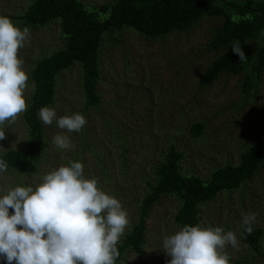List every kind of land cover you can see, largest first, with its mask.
Here are the masks:
<instances>
[{"label": "trees", "instance_id": "1", "mask_svg": "<svg viewBox=\"0 0 264 264\" xmlns=\"http://www.w3.org/2000/svg\"><path fill=\"white\" fill-rule=\"evenodd\" d=\"M5 17L10 18L21 29L25 26L34 29L57 22L62 37L61 47L33 60L27 73V110L20 115L26 141L21 148H8L0 153V159L7 163V171L10 172V189L16 186H36L31 182L26 185V178L38 172V163L51 145L50 139H46L43 123L38 115L39 110L53 106L62 74L77 65L81 107L75 113L83 114L87 121L89 114L97 111L112 138L107 149L103 147L102 142L91 143L84 138L87 129L84 126L79 133L72 134L73 138L79 136L80 139L79 145L73 144L75 153L69 161L83 163L82 155L89 150L95 165L93 172L90 171L91 176L85 171L86 165H83L85 177L97 179L98 187L118 199L123 209L136 206L133 215L129 217L124 234L117 243L119 257L115 264H169L171 257L166 253L161 258L148 259L143 263L128 261L129 255L138 258L144 252L146 220L151 208L164 197L173 198L177 208L172 223L178 229L185 225L201 226L199 205L212 202L220 194L243 187L253 179L264 163V128L262 133L239 153L234 164L226 162L211 168L209 176L205 179L183 171L181 162L184 152L177 148V143H169L159 159L153 158L148 168L140 169L138 174H135L140 187L138 183L130 182L127 166L130 165L129 155L134 154V163L142 165L139 150L145 147L138 143L130 145L123 135L116 132L115 126H110V123H114L105 119L108 116L99 106L101 97L97 89L101 79L100 54L107 50L109 45L121 44L128 33L149 41L161 40L173 32H186L205 18L217 20L218 24L204 44L205 50L213 54V57L202 70L199 77L200 87L212 86L222 74L240 75V90L244 94L253 92L264 72V0H112L90 7H85L80 0H28L20 13ZM257 39L260 40L259 43L255 42ZM237 41L245 54L243 60H240L231 48ZM8 127L6 123L0 125V131L6 133ZM202 131L203 125L194 122L188 125L187 135L190 138H198ZM152 137L153 135L149 136L147 140ZM181 138L184 141V138ZM114 144H118L116 153L119 174L113 171L106 173L104 163L111 162ZM67 165L68 163L65 164ZM7 171L0 172V177ZM107 186L112 189L106 190ZM1 189L0 185V195L9 190ZM9 214H13L12 209H9ZM244 228L242 224L239 236L248 256L256 254L263 258L261 242L264 230L254 222L251 234L245 232ZM244 263L243 258L230 257L229 264ZM0 264L7 262L0 259Z\"/></svg>", "mask_w": 264, "mask_h": 264}, {"label": "rangeland", "instance_id": "2", "mask_svg": "<svg viewBox=\"0 0 264 264\" xmlns=\"http://www.w3.org/2000/svg\"><path fill=\"white\" fill-rule=\"evenodd\" d=\"M80 1L85 7H90L112 0ZM27 2L28 0H0V16H15L25 8ZM217 24V20L204 18L186 32H173L161 40L149 41L128 33L121 44L109 45L100 54L101 79L97 89L101 97L99 106L108 116L105 119L114 123L109 122L130 145L138 143L145 147L139 150V155H142L141 166L134 163L135 154L129 155L127 173L130 182L138 183L141 187L135 174L140 169L148 168L153 158L159 159L169 143H177V148L184 152L182 170L205 179L211 168L226 162L234 164L239 153L262 133L264 72L251 93L244 94L240 90V75L222 74L212 86L200 87L202 70L213 57V54L205 50L204 44ZM255 42L259 43L260 40ZM61 45L62 37L57 22L30 29V37L18 52V58L24 62L23 70L28 73L33 60L51 53ZM28 91L29 84L24 93L25 99ZM80 107L79 67L74 65L62 74L51 108L55 109L59 118L74 114ZM20 115L21 113L14 123L5 122L9 125V130L0 139V153L5 149L21 148L24 145L26 132ZM103 122L97 111L91 112L85 125L87 129L84 138L91 143L102 142L107 149L112 134L108 133ZM194 122L203 125L198 138L187 135L188 125ZM42 127L51 145L38 163V172L24 181L26 185L30 182L34 185L41 183L44 173L58 169L61 165L65 166L75 153V147L63 150L55 146L52 141L56 134H67L72 145H79L80 137L72 136L77 132L67 133L66 130L59 129L56 120L51 125L43 124ZM151 135L152 139L147 140ZM117 150L118 144H114L111 162H104L106 173L113 171L119 174ZM89 154L88 150L82 155V164L86 165L85 171L91 176L90 171L93 172L95 162ZM9 174L7 171L0 177V185L4 190H10ZM111 189V186L106 187L108 191ZM134 208L136 206L133 205L124 209L128 220L133 215ZM176 208V201L170 197L162 198L151 208L146 220L144 252L138 258L129 255L130 263H143L165 254L162 248L164 238L179 230L172 223ZM198 209L201 227H222L225 232L231 230L236 234L239 247L234 249L226 245L223 250L229 257L243 258L244 264H264V257L260 258L256 254L248 256L239 236L243 215L247 213H255L254 223L264 230V163L253 179L243 187L220 194L212 202L199 205ZM261 243L264 250V237ZM0 259L7 262L3 257Z\"/></svg>", "mask_w": 264, "mask_h": 264}, {"label": "clouds", "instance_id": "3", "mask_svg": "<svg viewBox=\"0 0 264 264\" xmlns=\"http://www.w3.org/2000/svg\"><path fill=\"white\" fill-rule=\"evenodd\" d=\"M29 37V27L21 29L0 16V125L14 123L27 110L24 93L29 76L18 52ZM231 48L240 60L245 59L238 41ZM38 115L45 125L56 120L67 133H78L87 123L81 113L57 118L50 107L40 108ZM52 142L63 150L73 147L64 133L56 134ZM7 168L0 159V172ZM255 219V213L243 215L248 234ZM128 224L120 201L102 191L97 179L86 178L81 162L70 160L45 174L35 187L16 186L0 196V257L7 264H115L117 243ZM226 245L239 247L231 230L185 225L166 236L162 248L171 257L169 264H229L223 251Z\"/></svg>", "mask_w": 264, "mask_h": 264}]
</instances>
